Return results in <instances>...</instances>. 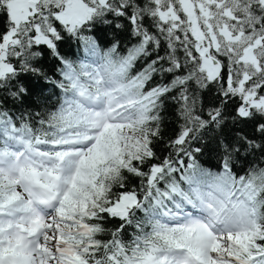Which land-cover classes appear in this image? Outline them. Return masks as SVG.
<instances>
[{
    "label": "snow or ice",
    "instance_id": "1",
    "mask_svg": "<svg viewBox=\"0 0 264 264\" xmlns=\"http://www.w3.org/2000/svg\"><path fill=\"white\" fill-rule=\"evenodd\" d=\"M0 264H264V0H0Z\"/></svg>",
    "mask_w": 264,
    "mask_h": 264
},
{
    "label": "trees",
    "instance_id": "2",
    "mask_svg": "<svg viewBox=\"0 0 264 264\" xmlns=\"http://www.w3.org/2000/svg\"><path fill=\"white\" fill-rule=\"evenodd\" d=\"M66 51H69V52H70V51H72V50L70 49V50H66Z\"/></svg>",
    "mask_w": 264,
    "mask_h": 264
}]
</instances>
